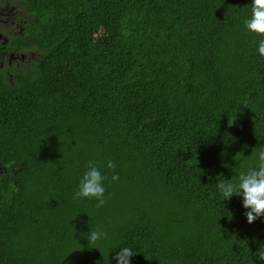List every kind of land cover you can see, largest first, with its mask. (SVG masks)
I'll return each instance as SVG.
<instances>
[{"label":"trees","instance_id":"obj_1","mask_svg":"<svg viewBox=\"0 0 264 264\" xmlns=\"http://www.w3.org/2000/svg\"><path fill=\"white\" fill-rule=\"evenodd\" d=\"M251 7L0 0L18 24L0 63V264H116L123 246L131 264H264V217L217 189L264 144ZM90 161L99 207L75 198Z\"/></svg>","mask_w":264,"mask_h":264},{"label":"clouds","instance_id":"obj_2","mask_svg":"<svg viewBox=\"0 0 264 264\" xmlns=\"http://www.w3.org/2000/svg\"><path fill=\"white\" fill-rule=\"evenodd\" d=\"M251 14L245 19L244 25L247 31L264 37V0H251ZM258 53L264 56V39L258 42ZM254 164L240 171L233 179H224L217 184V189L223 200H230L234 195L242 197V206L246 210L245 216L249 224L258 218L264 217V144L253 153ZM108 168H114V163L109 160ZM113 175L112 179H118ZM105 174L94 161H90L86 170L79 179L75 198H91L103 206L105 203L106 188ZM89 242L102 239L106 233L101 229L92 230L87 234ZM135 251L129 246H123L116 254V264H131V257Z\"/></svg>","mask_w":264,"mask_h":264},{"label":"flooded vegetation","instance_id":"obj_3","mask_svg":"<svg viewBox=\"0 0 264 264\" xmlns=\"http://www.w3.org/2000/svg\"><path fill=\"white\" fill-rule=\"evenodd\" d=\"M13 22L14 18L10 17V14L7 12V10L0 8V57L7 60L8 65L14 64V62L11 61L13 59V53L5 49L6 41L8 39L6 32L12 31L14 29L15 26L10 25V23ZM1 64L4 65L5 63Z\"/></svg>","mask_w":264,"mask_h":264},{"label":"rangeland","instance_id":"obj_4","mask_svg":"<svg viewBox=\"0 0 264 264\" xmlns=\"http://www.w3.org/2000/svg\"><path fill=\"white\" fill-rule=\"evenodd\" d=\"M10 25L16 26L18 24L16 22H13V23H10ZM4 39H5V37H4ZM22 58H25V56L23 55ZM17 59H18V57L13 54V59L11 61L15 62ZM5 62H7V60L0 57V63H5Z\"/></svg>","mask_w":264,"mask_h":264}]
</instances>
